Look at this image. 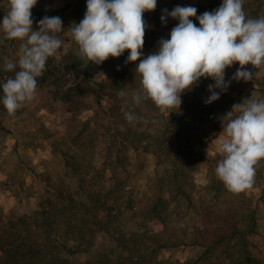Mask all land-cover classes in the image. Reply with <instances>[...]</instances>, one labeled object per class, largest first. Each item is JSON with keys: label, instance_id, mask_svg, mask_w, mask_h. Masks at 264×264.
Segmentation results:
<instances>
[{"label": "trees", "instance_id": "obj_1", "mask_svg": "<svg viewBox=\"0 0 264 264\" xmlns=\"http://www.w3.org/2000/svg\"><path fill=\"white\" fill-rule=\"evenodd\" d=\"M75 2V6L67 4L63 10L54 11L51 15L56 16L71 8L73 19L79 24L86 12L87 0ZM190 6L195 7L198 14L204 9L203 6ZM243 9L254 12L250 14L245 11L248 18H259L264 13V0H244ZM31 11L32 18L36 20L45 17L35 7ZM144 20L147 27L142 55L146 57L158 49L162 38H169L178 22H162L160 17L152 16L151 12L144 13ZM73 42L69 62L63 68L74 77L73 84L68 86L66 82H61V72H52L47 68L37 81L43 90L50 87L52 102H64L74 118L84 111L95 112L77 134L72 135L71 127L68 126L52 142L55 152L61 151L70 169L79 176L80 186L75 190L65 189L57 179L53 181L51 175L36 174L44 182L47 191L54 195L42 197L36 212L21 217L12 236L0 234V264H74L72 257L90 252L97 235L102 232L110 236L115 246L87 264H198L200 259L185 263L159 260L163 250L182 245L203 247L206 258L220 254L228 260V264H256L258 260L253 256L250 244L251 237L258 233L257 207L253 205L247 190L230 192L217 178L215 169L222 159L221 154L205 159L213 174L206 189H210L218 201V205L216 202L213 204L209 218L211 220L213 217L214 226L211 228L212 223L208 224L206 229H199L197 235L194 233L189 238L183 229L182 232L174 227L175 221L168 223L165 218L169 204H179L181 200L193 202L197 188L194 183L195 164L200 161L195 150L223 133L222 117L236 105L233 90L214 89L220 93V98L206 104L205 101L211 95L208 87L214 82L211 78L202 77L190 90L181 94L179 109L161 112L151 100H143L136 106L132 104L131 96L141 88L140 76L134 71L137 62L126 63L129 52L125 51L118 58L109 57L97 65L78 55V45ZM107 69L111 73L109 80L102 76ZM82 84H87V89H83ZM121 90L127 93L125 97L119 96ZM105 97L110 104L109 109L102 105ZM2 98L0 90V132L7 129L4 117L7 110ZM127 111H131L138 119L129 123L125 118ZM70 121L72 125L73 120ZM223 123L226 125L227 120ZM98 127L105 132L101 133L99 143L95 144L97 136L92 138V135ZM44 130L49 133L46 128ZM68 133L70 140H75L77 145H87L86 142L91 144L93 152L97 150L98 144L105 145L108 141L105 136L110 135L105 151L109 154L110 165H119L117 169L121 174H117V180L114 179L111 184H98L93 177L90 180L84 178L82 162L85 158L78 160L69 151H62L61 144L69 140ZM83 135L86 142L81 140ZM128 150H133L137 159V169L130 175L136 177L143 171L146 155H152L156 162V174L149 182V188L151 190L154 187V193L148 189L143 198L128 193L125 184L120 183L122 173H127L130 165ZM263 184L264 160H261L256 165L252 188ZM126 196L129 197L127 202L124 199ZM114 212L120 218H125L129 212L134 217L144 215L151 224L161 223L162 230L143 231L140 228L132 233L123 228L119 230L114 224ZM116 248L120 250L118 256Z\"/></svg>", "mask_w": 264, "mask_h": 264}, {"label": "clouds", "instance_id": "obj_2", "mask_svg": "<svg viewBox=\"0 0 264 264\" xmlns=\"http://www.w3.org/2000/svg\"><path fill=\"white\" fill-rule=\"evenodd\" d=\"M6 15L0 23L5 38L22 41L17 61L5 57L4 70L15 71L2 85V103L9 115H14L26 102L35 99L37 78L42 76L49 57L62 47L59 33L60 17H43L33 29L32 9L37 0H4ZM244 0H223L214 11L197 16L192 6H176L166 16L178 20L168 39L159 41L158 49L142 55L146 22L145 12L156 9L157 0H87L86 12L79 24L71 26V36L78 45V55L94 64L109 57L118 58L129 52L126 63L137 62L135 73L141 88L131 96L133 105L151 100L161 112L180 107L181 94L200 79L211 78L210 104L220 98L214 89L226 90L225 69L238 63L234 80H252L258 73L245 70L251 64L264 65V16L248 18ZM196 17L199 27L190 19ZM124 90L119 92L125 97ZM127 103V101H125ZM233 113H239L233 116ZM131 123L138 119L125 112ZM227 120L225 125L223 121ZM223 135L218 141L222 159L216 176L228 191L240 193L251 189L255 182L256 165L264 160V100L245 99L222 117Z\"/></svg>", "mask_w": 264, "mask_h": 264}, {"label": "rangeland", "instance_id": "obj_3", "mask_svg": "<svg viewBox=\"0 0 264 264\" xmlns=\"http://www.w3.org/2000/svg\"><path fill=\"white\" fill-rule=\"evenodd\" d=\"M3 2L4 0H0V23H2L3 17L6 15V5ZM222 2L223 0H157L156 9L151 12V15L158 16L161 19L162 15H166L163 12L164 9L171 12L176 6L183 7L192 4L197 7L203 6L204 9H202L201 13H197V16H199L205 11L212 12L216 10ZM67 4L75 6L76 2L75 0H46L45 2H37L35 8L43 12L45 16H58L62 20V28L64 30L58 34L63 42L62 47L54 56L48 58L46 68L52 72H61L59 74L61 82H66L68 86H71L74 77L67 74L66 69L63 68L69 62L68 59L73 51L74 39L71 36V26L73 23L76 24V21L73 19L71 8L62 11L56 16L51 15L54 11L63 10ZM245 11L250 14L254 13L248 9H244ZM261 16L259 15V17ZM32 19L33 29L37 30L40 20ZM190 19L199 27L196 17H190ZM169 22L174 24L179 21L166 16V23ZM21 43L22 41L19 40L6 39L3 30L0 29V90L2 96L3 83L8 78L14 77L15 71H18V67L13 71H5L4 59L7 57L14 62L17 61L20 55ZM238 68H240V65L235 63L225 69V82L229 84L228 88L233 90L232 93L236 104L242 103L251 96L256 100H264V90L262 89V85H264V65L258 69L251 64L246 65L245 70L258 73L252 80L248 81L232 79ZM102 76L103 79L109 80L111 78L110 70H105ZM53 80L55 79L53 78ZM81 86L83 89H87V84H82ZM41 87L42 85L37 81L35 99L26 102L24 107L18 109L14 115H9L6 111L4 117L7 129L4 132H0V234L6 236L14 234V228L21 217L33 214L39 209L42 197L54 195L47 191L44 182L36 174L47 173L51 175L53 181L57 179L59 184L65 189L75 190L80 186L79 176L70 169L62 156V152H55L52 142L56 137H60L59 133L65 132L68 126L71 127L72 135L77 134L84 127L88 118L93 116L95 112L93 110L84 111L77 118H74L69 107L64 102H52L53 97H51L50 87H45L44 90ZM92 102L94 103L93 100ZM102 105L109 109L110 104L107 101V97L103 99ZM238 114L234 113V116ZM70 120H73L72 125ZM45 128L49 133L45 132ZM102 132L105 131L99 127L93 132L92 138L97 136L95 144L99 143ZM222 135L223 133L211 143L199 146L195 150L196 157L200 161L195 164L197 170L194 172V183L197 188L193 202L181 200L179 204L171 203L165 213L167 222L172 223V221H175L174 227L181 229L182 232L183 230L187 232L189 238H192L194 233L197 235L199 229H206L208 224L212 223L211 228L214 226L213 217L211 220L209 218H211V208L216 200L213 197L214 194L210 193V189H206L213 174L212 171L210 173L205 159L220 154L217 149L218 141ZM67 136L69 140L67 143L61 144L62 151H69V154L75 155L78 160L85 158L82 162V176L84 178L90 180L93 177L98 184H111L114 179L117 180L116 176L119 173L117 168L119 165H110L109 154L105 151L110 135L105 136V138L108 137V141L105 145L98 144L95 152H93L91 144L86 142L87 139L84 135L82 137L85 139L81 138V140H84L87 145H81V143L77 145L75 140L72 141V138L70 140V133ZM136 160L134 151L128 150V164L130 165L127 169L128 172L122 173L120 183L122 185L125 184L128 193H132L133 196L138 198H143L148 189L150 193H154V187L150 190L149 182L156 174V162L152 155H146L144 169L135 177L130 175V172H135V169H137L135 167ZM247 194L252 197L253 205L257 207L258 218V233L251 237L250 248L253 256L258 260L256 264H264V184L257 188L248 189ZM128 198V196L124 198L126 202ZM216 204L218 205V201ZM116 212L113 213V219L119 230L123 228L128 233L135 232L140 228L143 231L147 229L153 231L162 230L161 223L151 224L149 219H145L144 215L134 217L135 215L129 212L125 218H120ZM114 246V242L108 234L99 233L91 251L72 257V261L74 264H87L100 254L114 248ZM116 251V256H118L120 250L116 248ZM204 251L203 247L197 245H182L175 249L163 250L159 260L185 263L189 260L200 259L198 264H228V260L220 254L206 258V255L203 254ZM1 255L2 251L0 250Z\"/></svg>", "mask_w": 264, "mask_h": 264}]
</instances>
